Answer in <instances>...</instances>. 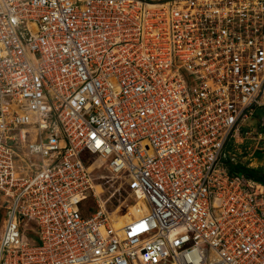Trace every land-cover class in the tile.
Wrapping results in <instances>:
<instances>
[{
    "label": "built area",
    "instance_id": "built-area-1",
    "mask_svg": "<svg viewBox=\"0 0 264 264\" xmlns=\"http://www.w3.org/2000/svg\"><path fill=\"white\" fill-rule=\"evenodd\" d=\"M245 141L264 0H0V264H264Z\"/></svg>",
    "mask_w": 264,
    "mask_h": 264
},
{
    "label": "rangeland",
    "instance_id": "rangeland-1",
    "mask_svg": "<svg viewBox=\"0 0 264 264\" xmlns=\"http://www.w3.org/2000/svg\"><path fill=\"white\" fill-rule=\"evenodd\" d=\"M253 145L250 141H245V143H234L232 142L228 148L226 149L227 152H231L232 155H235V162L234 164H244L252 168L253 159L255 158H262L264 159V153L258 152L257 154H253ZM256 164H260L256 162ZM256 167V165H254ZM260 168V166H259ZM116 188L119 187V183L115 185ZM122 194H116V197L112 198L109 202V211L114 214L115 220L118 221V218H126L128 215L132 214L131 208L136 204L137 198L131 196L125 192H121ZM93 204V203H92ZM93 205L90 207V212H87L86 215H90L93 210ZM134 210L133 212H135ZM116 215V216H115ZM120 215V216H119ZM131 216V215H130Z\"/></svg>",
    "mask_w": 264,
    "mask_h": 264
},
{
    "label": "trees",
    "instance_id": "trees-1",
    "mask_svg": "<svg viewBox=\"0 0 264 264\" xmlns=\"http://www.w3.org/2000/svg\"><path fill=\"white\" fill-rule=\"evenodd\" d=\"M228 164L230 166V173L233 175L242 174L255 182L264 185V170L250 168L244 164H234V162L228 159Z\"/></svg>",
    "mask_w": 264,
    "mask_h": 264
},
{
    "label": "bare ground",
    "instance_id": "bare-ground-1",
    "mask_svg": "<svg viewBox=\"0 0 264 264\" xmlns=\"http://www.w3.org/2000/svg\"><path fill=\"white\" fill-rule=\"evenodd\" d=\"M131 210H132V214H134V215L137 214V211L133 212L134 210H136V208L134 206L131 208ZM132 214H130V215H132ZM130 215H128L125 219L124 218H118V221L116 222L117 227L120 228V227L124 226L127 222H129V220L131 218Z\"/></svg>",
    "mask_w": 264,
    "mask_h": 264
},
{
    "label": "crops",
    "instance_id": "crops-1",
    "mask_svg": "<svg viewBox=\"0 0 264 264\" xmlns=\"http://www.w3.org/2000/svg\"><path fill=\"white\" fill-rule=\"evenodd\" d=\"M258 152H256L255 154H257ZM256 162H259L260 164H256ZM251 165H252V168H255V169H263L264 170V159H262V158H255V159H253V161L250 164V166ZM254 165H256V167H254ZM259 166H260V168H259Z\"/></svg>",
    "mask_w": 264,
    "mask_h": 264
}]
</instances>
